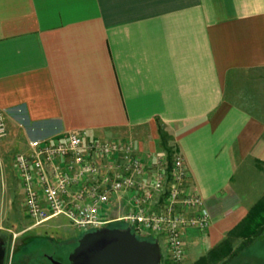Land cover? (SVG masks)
<instances>
[{"label":"crops","instance_id":"1","mask_svg":"<svg viewBox=\"0 0 264 264\" xmlns=\"http://www.w3.org/2000/svg\"><path fill=\"white\" fill-rule=\"evenodd\" d=\"M263 73L264 0H0V164L76 130L147 158L164 130L210 216L194 264L264 194Z\"/></svg>","mask_w":264,"mask_h":264},{"label":"built area","instance_id":"2","mask_svg":"<svg viewBox=\"0 0 264 264\" xmlns=\"http://www.w3.org/2000/svg\"><path fill=\"white\" fill-rule=\"evenodd\" d=\"M5 113L0 138L7 131ZM14 169L35 224L63 216L87 232L123 222L137 237L162 244L168 264H186V231L204 232L210 225L202 198L188 191L186 163L178 153L170 160L164 150L142 158L130 140L88 139L76 130L30 141L29 150L14 155ZM125 195L126 211L106 213Z\"/></svg>","mask_w":264,"mask_h":264},{"label":"rangeland","instance_id":"3","mask_svg":"<svg viewBox=\"0 0 264 264\" xmlns=\"http://www.w3.org/2000/svg\"><path fill=\"white\" fill-rule=\"evenodd\" d=\"M8 133L7 130L0 142L8 137ZM19 151L15 146L7 148L0 164L4 172L0 179V237L5 247L4 264L10 261L12 264H53L52 260L70 264L68 256L85 231L71 226L63 216L40 224H35L27 216L23 190L12 165L14 155ZM110 227H126V224L115 222ZM237 246L238 242L233 244L234 248ZM161 253H165L162 244ZM191 256L195 257L194 254ZM185 263L187 264V256ZM160 264H168L165 255L161 256ZM222 264H264V232Z\"/></svg>","mask_w":264,"mask_h":264},{"label":"water","instance_id":"4","mask_svg":"<svg viewBox=\"0 0 264 264\" xmlns=\"http://www.w3.org/2000/svg\"><path fill=\"white\" fill-rule=\"evenodd\" d=\"M161 248L156 240L141 239L129 227L101 228L85 232L69 254L70 264H160ZM5 247L0 237V264ZM53 264H61L52 260Z\"/></svg>","mask_w":264,"mask_h":264},{"label":"trees","instance_id":"5","mask_svg":"<svg viewBox=\"0 0 264 264\" xmlns=\"http://www.w3.org/2000/svg\"><path fill=\"white\" fill-rule=\"evenodd\" d=\"M160 143L170 160L176 154V148L169 134L160 130ZM112 226V224L110 225ZM264 232V194L249 209L247 215L231 230L224 239L212 247L194 264H222L224 260L243 250L254 237ZM153 241V238H146ZM241 240L237 247H233L236 240Z\"/></svg>","mask_w":264,"mask_h":264}]
</instances>
